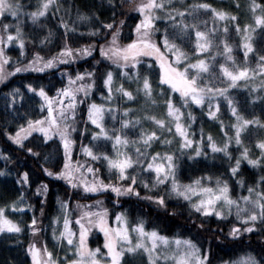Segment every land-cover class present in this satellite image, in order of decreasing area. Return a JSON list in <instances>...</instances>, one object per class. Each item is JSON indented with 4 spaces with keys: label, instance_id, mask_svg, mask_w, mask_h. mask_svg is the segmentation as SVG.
<instances>
[{
    "label": "snow or ice",
    "instance_id": "snow-or-ice-1",
    "mask_svg": "<svg viewBox=\"0 0 264 264\" xmlns=\"http://www.w3.org/2000/svg\"><path fill=\"white\" fill-rule=\"evenodd\" d=\"M132 4L130 10L138 13L140 19L135 24V38L128 43H120V34L125 25L124 19L117 21L118 12L126 7L125 0H101L99 7L110 11L111 19H101L98 10H92L91 14L80 12L78 9L77 18L80 20L91 21L95 18L98 27L90 30V35L103 39V43L97 44L95 40L91 44L73 49L67 43L69 30L76 31L74 25H69L61 17L59 24L64 28L65 44L59 52L50 57H44L40 52H35L27 63L17 60L9 71L5 67L12 59L8 55L6 48L15 43L19 46L20 55H25L26 37L23 30L22 17H27L34 25H39L42 18H46L49 13L56 15L61 8L59 0H40L34 10H25V5L21 0H0V83L7 80L16 73L35 71L44 72L46 69L55 67L58 63H66L69 59L75 60L83 56H91L98 48L99 54L105 60L120 69L119 75L126 77L135 83V89L125 87L124 83L116 84L114 80V70L112 67H105V72L101 79L103 86L107 88V101H112L116 94L128 101L134 102L140 95L145 98V104L155 105L158 103L155 98L156 89L159 95L166 97L163 100L165 114L157 116L148 111L143 112V119L152 121L159 126L160 131L155 129L146 130L141 126L139 134L130 137L127 130L135 128L141 123V116L134 115L128 117L133 108L123 107V117L119 128L109 129L105 124V114L111 115L113 120L117 119L116 113L120 111V106L112 103L103 104L91 101L87 106V121L84 129L81 130L80 150L92 162H100L107 166L110 174L115 173V177L124 183H113L106 181L99 175L100 169L93 166V163L85 161L81 163L71 162L72 153L76 140L72 133L76 131L75 117L77 105L87 103L90 90L95 87V72H77L75 77L68 75V85L56 90L55 96H50L43 86H34L29 82L25 85L29 92L38 94L42 98L41 109L47 105L46 115L39 118H28L25 124L19 125L15 133L5 132L8 139L15 145L25 149L34 157H40L41 152L37 149L44 147L53 136H58L60 146L63 149L64 165L59 171H53L44 167L43 171L50 177L63 179L73 189H81L83 193L99 194L102 191L111 190L117 197L136 196L140 197L138 186L143 185L146 189L165 186L163 192L155 195H145L143 199L152 201L158 207L168 208V199L175 196L187 202L190 221L189 230L196 232L212 231L211 217L226 219L235 213V223H233L227 233L233 242H244L245 238L249 241L247 250L236 258H217L218 264H264V175L247 187L248 195L234 198L227 180H222L219 176L212 184V176L207 177L208 183L204 182L203 177H198L189 184L181 183L176 176V157L171 151H152L155 142L164 145H171V137L163 136L166 130L173 132L181 138L179 148H191L193 144L197 146L193 149L194 156L203 153L201 143L190 138L188 129L181 122L184 113L181 106H177L172 98V93H179L182 106L188 107L190 103L204 106L207 104V115L210 118L219 119L220 101L218 97H223L227 102L228 108L234 117L231 128L234 129V136L224 132L222 142H217L211 133L207 135L208 147L214 153H221L229 163V171L233 176H238L243 162L253 168H260L264 171V139L256 141L258 154L253 153L249 147L243 146L242 132L249 125H257L264 128V121L253 116L246 118L238 111L235 102L229 93V89L236 87H247L252 83L251 78L259 76L261 84L252 83V87L264 89V3L251 0L248 5L252 13L255 24L239 23L237 12L227 11L217 8L213 4L204 2H194L184 6H177L173 0H128ZM237 9L241 7L240 0H234ZM201 10L211 13L214 26L208 30H201L200 25L207 24L206 20H199L198 14ZM123 14V13H121ZM14 18L15 23L5 22L7 16ZM226 21L223 26L222 34L217 36L218 29L215 26L216 20ZM158 20L166 22L163 29L157 25ZM227 21L234 23L237 34H242L244 48V61L237 64L233 55V47L227 41L229 32ZM43 27V25H41ZM169 28L172 31H169ZM259 28V32L256 29ZM194 30L195 40L192 49L183 47L185 41L191 40ZM160 40L162 44L154 39L157 32H161ZM52 35L51 29L48 30L40 43L44 44ZM255 38V39H254ZM260 45L261 52L256 50V44ZM222 44V50L220 45ZM213 49H215L213 51ZM249 53H254L258 59L256 67L248 66ZM79 54V55H77ZM223 57L218 67L219 75L215 71L216 57ZM154 57V61L143 59ZM227 62H232L231 67ZM101 63V61H96ZM147 65L143 72L138 65ZM154 64L159 65L158 83L153 85L149 73L153 70ZM195 70V71H193ZM90 78V82L84 78ZM244 81L243 85L238 82ZM217 82L223 86H217ZM167 86V88H165ZM82 93L84 99L78 94ZM10 104H15L17 97L23 98L20 88H14L11 93ZM103 95V93H102ZM67 99V102L65 100ZM260 99L253 96V100ZM215 105V107H214ZM190 120L195 117L191 111L188 112ZM90 121L98 130L91 131L89 144L82 142L84 133L89 131L87 123ZM221 128L224 122L220 121ZM33 133L40 136L34 139L39 143L27 146L24 141ZM203 138V129H201ZM111 141L114 154H109L104 150L100 141ZM235 142L242 146L238 149V155L233 157L230 145ZM92 142H97L93 144ZM129 145L135 147V156L129 149ZM0 156L8 158L6 153ZM192 158L191 156L189 157ZM139 173L151 174V185ZM132 171H129V170ZM0 175L5 173L0 170ZM18 182L21 185L29 183V173L27 171L20 174ZM237 183L244 185L242 178ZM48 185L43 181L36 188V194L46 197ZM62 209V227H58L61 217H53L52 235L58 245L66 248L63 259L58 253L50 250L47 243L37 246L30 242L26 253L31 258V264H213V249L211 245L204 248L197 243L191 236L176 235L169 237L161 234L155 228L147 230L143 219L134 224H129L127 216L123 212L115 214V225L109 223L108 209L98 207L92 210V205L77 202L76 207L80 209L79 215L75 217V224L78 230L72 226L70 219L69 201H59ZM43 204V201H41ZM101 200H96L95 205L100 206ZM30 204L24 203L23 193L17 200L5 203L0 206V233H13L17 235L25 231V228L9 217L8 210L23 211L24 208H32ZM43 214V207L40 209ZM180 214L176 208L169 213L170 216ZM41 221L35 215L32 216L27 230L35 236L41 232ZM93 228H98L103 233V246L90 247L88 236ZM222 231V229L220 230ZM255 237V240H253ZM219 239V236L216 237ZM66 242V243H65ZM67 252L73 255L69 257Z\"/></svg>",
    "mask_w": 264,
    "mask_h": 264
},
{
    "label": "trees",
    "instance_id": "trees-1",
    "mask_svg": "<svg viewBox=\"0 0 264 264\" xmlns=\"http://www.w3.org/2000/svg\"><path fill=\"white\" fill-rule=\"evenodd\" d=\"M21 2L26 6V11L34 10L36 0H21ZM100 2L101 0H59L61 5L60 11L54 16L51 15L50 12L46 18L41 19L39 25H34L27 17H22L23 30L26 37L25 55H20L19 46L15 43L9 45L6 51L12 59L7 65L8 69L10 70L17 60L22 63H27L35 52H40L41 55L46 58L57 54L65 44L64 28L59 24V19L61 17H63L69 25H74L76 28V31L69 30L67 36V43L73 49L91 44L93 40H95L97 44L103 43V39L100 38L99 34L97 36L90 35V30L99 26L95 18L91 21L77 18L79 9L80 12L89 14H91L92 10H98L101 19H111L110 11L99 7ZM191 2L192 1H189V3ZM195 2H201V0H195ZM204 2L211 3L217 8L237 12L241 25L244 23L255 24L254 19L253 21H245L248 15L247 11H249L248 5L251 0H240L241 7L239 9L236 8L234 0H204ZM257 2L264 3V0H257ZM125 3L126 7L118 12L117 15V21L119 19L125 20V25L120 34V43L122 44L128 43L131 39L135 38V24L140 19L138 13L130 10L132 7L131 4L128 3V0H125ZM5 22L15 23V20L7 16ZM230 23L233 30H235V22ZM162 24V22H157V25L161 29L163 28ZM41 25H43V27H41ZM49 29H51L52 35L49 37L48 41L41 44L40 40L47 35ZM161 35V32H157L153 38L157 39L158 42L162 44V40L159 39ZM256 50L261 52L258 43L256 44ZM261 54H264V52H261ZM253 55L258 59L254 53ZM143 59L151 60L146 57ZM98 60L101 61V63H96ZM106 66L113 68L116 84L122 82L127 88H132L135 85V83L129 81L126 77H121L119 75L121 70L115 68L114 65H111L110 62L101 57L98 48L91 56H85L78 61L72 60L67 63H58L55 67L46 69L44 72L28 71L16 73L0 84V153H6L8 157L6 159L0 156V170L5 173V175H0V206L17 200L19 195L23 193L24 202L33 206V214L36 217L41 212V207H43L44 211L40 219L42 226L48 223L50 220L49 217L55 213L58 200H68L69 208L71 209L77 208V202L95 207H105L108 209L109 217L114 216L117 212H123L127 216L129 222H136L137 220L143 219L146 229L155 228L161 234L168 235L169 237L176 235L191 236L197 243L202 244L204 248H208L209 245H211L214 253L213 264H218L217 258L228 259L230 257L236 258L242 255L244 251L247 250V245L249 243L247 238L241 243L239 241L233 242L232 238L227 236L230 226L236 222L233 216H228L226 219L211 217L210 227L212 231L196 232L188 228L190 221L187 219L189 215L187 202L180 199H168V208L165 210L164 208L158 207L152 201L143 199L145 191L142 189H138L141 194L140 197L134 195L119 197V203L116 202L117 197L115 194L110 191L99 194L83 193L79 189L71 188L65 180L50 177L43 171L44 167H48L53 171H59L63 167V149L55 138L49 140L44 147L37 149L41 152L40 157H34L25 149L15 145L8 139L7 135H5L6 131L14 134L19 125L25 124L28 118L36 119L44 114V112L39 111V109H41L42 98H40L38 94L29 92L25 87L27 83L31 82L34 86H43L50 96H55L57 89L68 85L69 74L75 77L78 71L85 72L96 69L95 87L90 90L88 102L78 104L76 109V131L72 133L73 138L76 140L74 146L76 152L81 144V130L84 129L85 122L87 121L88 103L95 101L96 103L105 102V104L112 103L120 106L123 100L126 101V98H122L120 95L112 101H107L105 99L107 96V88L103 86L101 76L105 72ZM137 67L143 72L147 65L141 64ZM149 75L155 87L158 83L159 76L158 64H154L153 70ZM251 80L252 83L256 85L261 84L260 77H253ZM81 82H90V78L85 77L84 81H79L78 83ZM238 83L243 85L244 81ZM252 83H249L247 87L240 86L229 89L230 95L238 109H264V89L260 87L253 88ZM14 88L21 89L24 99L12 105V107H8L5 105L3 96L11 93ZM165 88L167 87L165 86ZM157 90L158 89H156V91ZM78 96L84 99L82 93H79ZM253 96H258L260 99L253 100ZM163 99H165L164 96ZM224 101L225 100H223V105ZM65 102H67V99ZM125 104H132L136 108L135 103L127 102ZM140 104L141 103H139V106ZM138 107L136 109H138ZM46 108L47 105L44 106V109ZM159 109H161V107H159ZM186 109H190L195 117V119L192 120L191 129H189L192 133H195L197 129H203V132L208 130L213 134H218L221 124L217 122V120L208 118L205 111L202 110L207 109L206 104L203 107L188 106ZM87 127L89 131L84 133L82 139L84 144H89L91 131L94 130V127L89 122L87 123ZM37 136H40V134H32L24 143L27 146H33L39 143L38 140L34 139ZM231 150L233 151V148ZM85 159L87 162L93 163L94 167L99 168V164L92 162L88 158ZM25 171L29 173V183L21 185L18 179L20 174ZM99 174L101 173L99 172ZM261 175H264V171L260 168H253L248 164L242 163L238 176H233L229 171L227 159L221 157L216 159V161H206L200 157L191 163H187V159L182 158L179 163V179L182 182H190L192 179L201 176H212L213 178L219 176L222 180H227L229 182L231 195L234 198L246 195L247 187L257 181ZM101 178L105 179L103 173L101 174ZM240 178L244 180L243 186L237 183V180ZM42 181L48 185L46 197L36 194V188ZM155 194L157 193L148 195ZM96 200H101L102 204L96 206ZM41 201H43V204H41ZM173 208H176L180 214L170 216L169 213ZM221 229L222 231H220ZM217 236H219V239H216ZM253 240H255V237H253ZM31 241L32 238L29 234H24V236L21 235L18 238L12 234L0 235V264H30V259L25 249L27 248L26 244ZM88 243L89 246L93 248L97 246L102 247V237L100 233L97 231L90 232Z\"/></svg>",
    "mask_w": 264,
    "mask_h": 264
},
{
    "label": "rangeland",
    "instance_id": "rangeland-1",
    "mask_svg": "<svg viewBox=\"0 0 264 264\" xmlns=\"http://www.w3.org/2000/svg\"><path fill=\"white\" fill-rule=\"evenodd\" d=\"M189 1H192L191 3L194 2L193 0H173V3L175 5H177V6H184V5H187V4H191V3H189ZM39 2H40V0H36L35 8L38 6ZM132 6L133 5L131 4V7ZM247 13H248V15H247V18H246L245 21H247V22L251 21V20L253 21V16H252L251 11L249 10V11H247ZM198 18H199V20H206L207 21L206 25H204V24L200 25L201 30H208V29H211L214 26V22H213V20L211 18V13L210 12H205L204 10H201L199 12V14H198ZM157 22H162L163 23L162 25H163V28H164V26L166 24L165 21L158 20ZM230 22H232V21H227V24H228V27H229V32L227 34L226 39L233 47V55H234V57L236 59V63L237 64H242L243 61H244V56H243L244 48L242 47L243 36H242V34H237L236 31L233 30V28L231 27V23ZM225 23H226V21H220L218 19L215 21V26L219 30L218 33H217V36L222 34V29H223V26H224ZM169 31H172V29L169 28ZM256 31L259 32V28H257ZM161 34H162V31H161ZM194 40H195V35H194V30H193L192 31V35H191V40L190 41H185L184 44H183V47H185L186 49H189V50L192 49L194 47V44H193ZM222 47L223 46L221 44L220 45L221 50H222ZM214 50L215 49H213V51ZM77 55H79V54H77ZM84 57L85 56L80 57L78 59H75L73 61H78V60H80V59H82ZM146 58L151 59L153 61L155 59L154 57H146ZM68 61H72V60L69 59ZM256 61H257V59L254 57L253 53H249L248 66L250 68H255L256 67ZM220 62H223V57L217 56L216 57L215 71L217 72L218 75L220 73V70H219V67H218ZM227 63H228V66L231 67L232 62H227ZM5 71H9L7 66L5 67ZM193 71H195V70H193ZM257 77H259V76H257ZM78 82L79 81H77V83ZM217 86H223V85L220 84L219 82H217ZM135 87H136V85H134L131 89H135ZM171 95H172L174 103L177 106H181V111L184 113V115L181 117V122L187 126L188 134H189L190 138L201 143L202 151L205 154H202L200 156H194L193 155V149L197 146L196 144H193V146L191 148H185V149L181 150L179 148V142H180L181 138L179 137V135L177 133H175L174 125H173V132L172 133H168L166 130L163 132V136L171 137V139L173 141L172 144L171 145H164V144H161L159 142H155L153 144L151 150L152 151H161V152H164V151L174 152L175 153V157H176V161L175 162H176V165H177V167H176L177 179L183 184H189L194 179H192L190 182H182L179 179V163H180L182 158L187 159V163H191V162L196 161L200 157L203 158L206 161H212V160L216 161V159H219V157H221L223 159H224V157H223V155L221 153H214L212 151V149L210 147H208L207 135H208V133H211V132H209L208 130H205L203 132V138H201V129H197L196 132H195L196 134L192 133L189 130V129H191V126H192V120H190V118L187 115L188 112L190 111V109H186V107L182 106V100L179 97V93H172ZM118 96H119V94L115 95L113 97V100H115L116 97H118ZM23 97H24V95H23ZM155 98L158 101V103L155 104V105L145 104V102H144L145 98L143 97V95H140L134 102L128 101L127 98H126V101L123 100L122 104H120V111H117V113H116V116H117L116 120H113L111 118L110 114H108V113L105 114V124H106V126L109 129H111L113 127L119 128L120 127L121 118L123 117V112H122L123 107H130V108H133L134 111L126 118L131 119V116H134V115L141 116V123L139 125H137L135 128H130L129 130H127L128 135L130 137L137 136L139 134L141 126H143V128H145L146 130L155 129L157 131H160L159 126L155 125L152 121L143 119V112L144 111H148L150 114H155L158 117L163 115V114H165V110L166 109H165V105L163 104V100L164 99H163V96L159 95V90L156 91ZM23 99L24 98L21 99L20 97H17L15 104L19 103ZM165 99H166V97H165ZM217 99H219L220 108H222V109H220V111L218 113L219 119H214V118H210V117H208V118L211 119V120H217V122H219V123H220V121L224 122L225 127L221 128V126H220L218 134L211 133L213 138L219 143V142L223 141L224 132L225 131H227L229 133V135H233L234 136V129L231 128V124L234 123V117L232 116L231 111L228 108V105L225 104V103H227L226 101H224V105H223L224 98L223 97H218ZM3 100H4L6 106L12 107L13 104L9 103V101L11 100V97L8 94H5L3 96ZM127 102L135 103L136 108L139 106V103H141V104L138 107V109H136L135 106L132 105V104L131 105L130 104L129 105L125 104ZM103 104H105V102ZM190 106L202 107V106H199V105H195L194 103H190L189 107ZM263 106H264V102H263ZM159 107H161V109H159ZM162 107H164V108H162ZM214 107H215V105H214ZM202 110H204L205 114H207V109H202ZM39 111L44 112L43 115L47 114L46 113V109H39ZM238 111L241 114H243L246 118L251 119L253 116H255V117L259 118L261 121H264V109H238ZM89 123H90V121H89ZM92 126L94 127V130H98V129L95 128L94 125H92ZM35 134H39V133H35ZM52 138H55L59 142L58 136H53ZM258 139H264V128H262V127H259L257 125H249V126H247V129L244 132H242L243 146L249 147L250 150L253 153H255V154H258V152H259V149L256 148V141ZM92 143L95 144L97 142H92ZM99 143L103 144L104 150L108 151L109 154H114L113 150H112L111 141H103L102 140ZM232 148H233V151L231 150ZM238 149H242V146L236 145L235 142L233 141V143L230 145V150L233 152V157L238 155ZM128 150L130 151V153L133 156H135V147L133 145H129V149ZM190 156L192 157L191 159L189 158ZM85 158H88V159L91 160L90 157H87L84 153L81 152L80 148L78 150H76V152H75V147H74V150H73V153H72V157H71V162L73 164L76 161L84 163L85 161H87ZM95 163L100 165L99 166V168L101 169L100 173L104 174V177H105L106 181H111L113 183H124L125 182V181L117 180L116 177H115V173L114 172L110 174L106 164L102 165L100 162H95ZM243 163L247 164L246 161L243 162ZM63 165H64V163H63ZM129 171H132V170L130 169ZM101 174H99V175L101 176ZM137 174L138 175H142L144 179H147L149 181V185H151V178H150L151 174L139 173V169L138 168H137ZM201 177L204 178V182L205 183H208V181H207V177L208 176H201ZM211 183L215 184V178L212 179ZM164 187L165 186H159L158 188L146 189L141 184V185L138 186V189L139 190H141V189L144 190L145 194H143V195L145 196V195L152 194V193L163 192L164 191ZM79 190L82 192L81 189H79ZM106 191H110L111 192L110 189L106 190ZM106 191H102V192H106ZM86 194H91V193H86ZM246 195H248V192H247ZM121 197H123V196H121ZM169 199H177V198L175 196H172ZM180 200H182V199H180ZM182 201H184V200H182ZM97 208L98 207L93 206L92 210H96ZM79 213H80V209H78V208L71 209L70 208V219L72 221V226H73L74 229H77V230H78V225L75 224V217L77 215H79ZM7 214L9 215V217L11 219H13L16 222L20 223L25 228V231L22 234H20L19 236H21V235L24 236V234H29V236L32 238L31 242L36 243L37 246H40V245H42L44 243H47V245H48L50 250L54 251L55 253H58L61 259L64 258L65 254H66V248L64 246H62V245H58L57 242L53 239V235H52V227H53L52 220H53V217H61V221H60V224L58 225V227H62V215H63V213H62V209H61V206H60L59 202H57L55 213L52 216L49 217L50 220L48 221V223H46L44 226L40 225L41 232L37 233L35 236H33L32 233L27 230V226L30 223L31 216L34 215L33 214V208H24L23 211H12L11 209H9ZM115 214L112 217H109V214H108L109 223L111 225H115L116 224V221L114 219L115 218ZM41 216H42V213L40 212L38 214V216H37V219L39 221L41 219ZM231 216H233L235 218V213L233 212V214ZM214 218H216V217H214ZM138 221L139 220H137L136 222H138ZM136 222H129V224H134ZM147 230H151V229H147ZM94 231H97V232L100 233V236L102 237V246H103V239H104L103 233L100 232L98 230V228H95V229L93 228L91 233L94 232ZM2 234H6V235H11L12 234L14 236H17L16 234L7 233V232L0 233V235H2ZM42 235L44 236V238H43ZM28 244H26V245L28 246ZM26 249H25V251H26ZM67 255L69 257H71L73 254L71 252H67ZM29 259H30V264H31L30 256H29Z\"/></svg>",
    "mask_w": 264,
    "mask_h": 264
}]
</instances>
